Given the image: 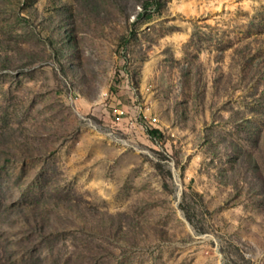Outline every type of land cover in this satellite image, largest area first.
I'll use <instances>...</instances> for the list:
<instances>
[{
    "label": "rangeland",
    "instance_id": "1",
    "mask_svg": "<svg viewBox=\"0 0 264 264\" xmlns=\"http://www.w3.org/2000/svg\"><path fill=\"white\" fill-rule=\"evenodd\" d=\"M145 1L0 0L7 263L264 264V0Z\"/></svg>",
    "mask_w": 264,
    "mask_h": 264
},
{
    "label": "trees",
    "instance_id": "2",
    "mask_svg": "<svg viewBox=\"0 0 264 264\" xmlns=\"http://www.w3.org/2000/svg\"><path fill=\"white\" fill-rule=\"evenodd\" d=\"M153 3H154V0H146L143 5H144L145 8H148ZM149 129H150V132L153 133V134H157V133L160 132L159 129L153 128L151 126H149ZM0 264H9V263H7L5 261L4 256L1 255V247H0Z\"/></svg>",
    "mask_w": 264,
    "mask_h": 264
},
{
    "label": "built area",
    "instance_id": "3",
    "mask_svg": "<svg viewBox=\"0 0 264 264\" xmlns=\"http://www.w3.org/2000/svg\"><path fill=\"white\" fill-rule=\"evenodd\" d=\"M115 114L116 118L120 120L126 114V110L122 106H117L115 107ZM152 119L156 121V117H152Z\"/></svg>",
    "mask_w": 264,
    "mask_h": 264
}]
</instances>
